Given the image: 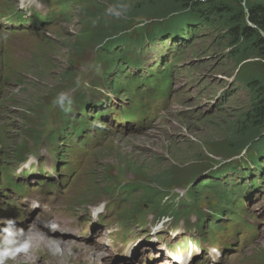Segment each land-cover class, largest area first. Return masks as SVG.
Masks as SVG:
<instances>
[{
  "label": "rangeland",
  "instance_id": "374dc122",
  "mask_svg": "<svg viewBox=\"0 0 264 264\" xmlns=\"http://www.w3.org/2000/svg\"><path fill=\"white\" fill-rule=\"evenodd\" d=\"M184 1L71 0L72 5L65 7L59 0H0V42L4 44H0V255L5 256H0V264H59L64 249L45 229L46 224L57 228V235H65L63 240L71 243L76 237L84 239L95 224L105 229L103 225L110 219L114 223L122 221L123 206L132 213L133 206L146 205L145 213L132 226L136 231L141 223L152 222V215L146 212L156 202L183 210L195 205L193 200L188 201L193 190L198 194L196 201L202 196L198 206L208 205L215 194L210 189L216 186L200 183L208 179L215 182L219 177L214 175L221 169L236 165L254 168L253 158L264 138V119L254 116L264 87V47L257 44L253 32H241L238 39L235 29L241 10L247 13L252 3L264 0H205L214 2L212 24L203 20L182 27V35L171 32L156 40L147 39L155 24L166 22L165 16L181 9ZM52 10L54 20L50 23L34 24L26 17ZM141 27L146 40L140 47L128 50L123 42L109 52L100 43L126 33L137 38ZM111 55L116 57L114 65L104 59ZM159 60L161 66L151 76ZM169 70H173L171 81L167 78ZM145 73L151 76L149 84H142L139 90L134 87L126 95L128 76L142 78ZM162 75L166 77L163 87L170 84L166 96L151 89L162 88L158 86ZM141 94L145 97L140 107L149 112L144 126L125 120L121 112L131 108L132 99H140ZM103 109V117L92 116ZM83 115L91 119V124L81 136V131L70 134L72 121ZM68 137H72L69 144ZM7 173L18 174L19 183H27L29 192H12L6 184ZM228 175L242 181L235 171ZM61 179L65 183L61 184ZM51 180L60 183V188L47 191L45 183ZM128 182L141 186L129 199L119 201L117 184ZM160 185L165 196L153 191L156 197L150 200L145 187ZM254 196L261 198L264 190H257ZM6 200L20 209L19 215L4 214L1 209ZM255 204L261 226L264 198ZM236 205L224 206L229 213L236 212L231 215L232 221H240ZM102 209L96 217L97 210ZM57 218L66 219L67 225L59 227ZM171 220L167 218L164 227ZM12 224L25 229L22 235H32L36 226L54 242L32 243L36 253L22 256L19 249H26L27 244L19 232L13 234ZM235 228L231 225L225 229V236L232 238ZM13 237L20 245L18 250H11ZM180 237L171 230L160 231L157 241L176 242ZM104 240L126 248V240L105 230ZM253 244L248 249L251 257L256 254L252 249H261L264 264V235ZM77 248L63 259L75 255ZM49 251L53 256L50 263ZM11 254L19 257L13 259ZM81 254L79 260L88 262L90 255L85 251ZM101 256L94 257L105 264H134L121 253ZM142 262L149 264V259ZM234 262L230 257L221 264Z\"/></svg>",
  "mask_w": 264,
  "mask_h": 264
},
{
  "label": "trees",
  "instance_id": "16d2710c",
  "mask_svg": "<svg viewBox=\"0 0 264 264\" xmlns=\"http://www.w3.org/2000/svg\"><path fill=\"white\" fill-rule=\"evenodd\" d=\"M182 8L178 9L177 11L173 12V15L165 16L167 18V21L162 24H156V29L159 31H173L176 30V34L181 33L182 34V27H185L191 23H208L212 24L211 18L214 14V2L211 3L209 1L205 0H185L182 3ZM213 5V6H212ZM220 7H218L219 9ZM241 16L239 18V24L236 26V34L238 35V39H240L241 35H239L241 32L246 33L247 32H253L254 36L256 37L257 44L259 46L264 47V3L263 2H255L252 3L249 6V12L244 13L243 10H241ZM245 17L247 18V21H245ZM202 24V23H201ZM157 33L155 32L154 35ZM165 36V35H162ZM106 47V45L104 46ZM264 51V50H263ZM104 59L108 60L104 57ZM116 60V57L109 58L107 61L110 65L114 64V61ZM121 71L124 70L125 66L122 65ZM134 81V80H133ZM261 93L259 96V104H257L255 109V119L256 120H262L264 119V87H261ZM81 123H85L84 119L82 118L80 120ZM76 132L81 131L82 128L80 124H74L73 128ZM79 133V132H78ZM72 139L70 138L69 141ZM252 142V141H251ZM249 142V143H251ZM255 143V142H254ZM253 143V144H254ZM241 144V143H240ZM264 147V138L261 140V143L259 144L258 148L261 149Z\"/></svg>",
  "mask_w": 264,
  "mask_h": 264
},
{
  "label": "bare ground",
  "instance_id": "6f19581e",
  "mask_svg": "<svg viewBox=\"0 0 264 264\" xmlns=\"http://www.w3.org/2000/svg\"><path fill=\"white\" fill-rule=\"evenodd\" d=\"M32 30L35 31V28H33ZM106 49L109 51V50H112L113 48L106 46ZM135 123H137V122H135ZM56 220L58 221L59 227H64L68 223V221L66 219H58L57 218ZM94 228H96V225L94 226ZM45 229L48 232L53 233L54 236H56L58 234L57 231H56L57 229L50 228L47 224L45 225ZM32 231H33L32 235H29V234H23L24 236L22 235L23 242H25L27 244V247H26V249L25 248H23V249L20 248L19 249V254L22 255V256L26 255L27 258L29 256L34 255L36 253V251L34 250V247L32 246V243L37 244V245H41V244L48 245L49 240H50V239H48V236L46 237L38 227L35 226V228ZM97 234H100V226L95 231L90 232L89 236H85L84 239L83 238L82 239H78V240L82 241V243H84L86 245L85 247H82V245H80L76 241L77 239L74 240V241H71V243H68V241H69L68 239H67V241L63 240L65 235L61 234L60 236H56L55 240H58L57 244H59L60 246H63V249H64L63 250L64 253H63V255L61 254L62 259L60 260L59 264H65V263L67 264V262H72V264H105V263H100L99 261H97L94 256L97 255V254H100V256L102 255L101 257H105V255H107V253L111 254L112 250L110 248L106 247L105 243H98L97 236H96ZM15 238L16 237H13L10 240V242H11V244H10L11 250H13V249H17L18 250V248L20 247V245H18V243L17 244L15 243L16 242ZM24 239H26V241H24ZM14 240H15V242H14ZM64 246H66V247H64ZM76 246L78 248H80V249L77 248V250H78L77 253L75 255L72 254L73 256H71V257L69 256L68 259L64 260L63 257L66 256V255H69L71 252L73 253V249ZM150 247H152V245ZM137 249H139V252L137 254L139 256H141L142 254L146 253V244L145 243L143 244V242H142V244H134L132 246H129L128 247V251L129 250H133V251H131V252L129 251L127 257L129 256L131 258H134L135 257V252H136ZM66 250H68V252H66ZM84 251L87 254H89L90 257L88 258V262L84 261L85 263H81L82 259L80 261L79 257L82 255L81 253L84 252ZM8 252H10V251H8ZM8 252L5 253L6 256L9 255ZM192 252L193 251L190 248V250L187 253H192ZM196 252H199V251L196 250ZM162 253H164L165 255H168L165 252H162ZM15 256H18V255H15ZM217 256H220V254L217 253ZM66 257H68V256H66ZM48 258H49V263H50V259L53 258V256L51 255L50 251H49V254H48ZM48 258H46V259H48ZM157 258H159V257H157ZM145 260H146V258L143 259L142 261H145ZM44 261H47V260H44ZM165 263H167V262L166 261L162 262V264H165ZM50 264H53V263H50ZM168 264H175V263L170 261V262H168Z\"/></svg>",
  "mask_w": 264,
  "mask_h": 264
},
{
  "label": "clouds",
  "instance_id": "9594fccd",
  "mask_svg": "<svg viewBox=\"0 0 264 264\" xmlns=\"http://www.w3.org/2000/svg\"><path fill=\"white\" fill-rule=\"evenodd\" d=\"M70 1H71V0H70ZM119 35H120V34H119ZM119 35H114V37L119 36ZM121 35H124L123 37L125 38V40H128V41L131 43V45L134 47V46L137 45V42H139V40H140L139 36H145L144 27H141V31H140V33L138 34V37H137V38H134L133 35H132L131 33H126V34H121ZM114 37H111V38H114ZM107 39H108V38H105L104 40L102 39V40L100 41V43H101L102 45H104L105 42L107 41Z\"/></svg>",
  "mask_w": 264,
  "mask_h": 264
}]
</instances>
